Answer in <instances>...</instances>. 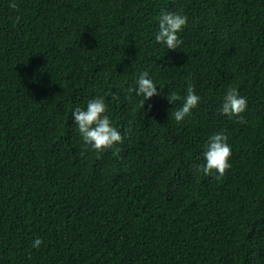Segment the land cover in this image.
Listing matches in <instances>:
<instances>
[{
	"label": "trees",
	"instance_id": "16d2710c",
	"mask_svg": "<svg viewBox=\"0 0 264 264\" xmlns=\"http://www.w3.org/2000/svg\"><path fill=\"white\" fill-rule=\"evenodd\" d=\"M165 12L187 17L176 50L155 42ZM95 97L123 136L101 153L72 118ZM219 132L217 178L195 165ZM0 264H264V0H0Z\"/></svg>",
	"mask_w": 264,
	"mask_h": 264
},
{
	"label": "clouds",
	"instance_id": "9594fccd",
	"mask_svg": "<svg viewBox=\"0 0 264 264\" xmlns=\"http://www.w3.org/2000/svg\"><path fill=\"white\" fill-rule=\"evenodd\" d=\"M9 7L16 9L17 5L13 2ZM19 20V17L16 18ZM187 24V17L176 12H165L159 17V30L155 35V42L163 44L167 49L176 50L182 43L178 37V33ZM136 95L143 96L141 107L144 109V102L155 95L157 92V85L149 77L148 71H142L137 80L135 89ZM113 99L118 97L113 95ZM170 103L174 104L176 101L181 100V97L172 92L167 97ZM200 102L198 96L191 84H188L186 95L183 98L182 105L173 112V116L177 122L184 120L186 116L191 114L192 109L196 108ZM247 98L239 94L237 88L229 87L223 97L221 106V114L229 117H238L239 123L246 121L241 114L246 110ZM107 105L103 97H95L87 101L86 108H75L72 112V118L77 125V130L85 146L101 153L107 149L112 148L115 144L123 143V136L121 131L112 126L109 117L105 114ZM228 136L224 132H219L211 135L204 146L203 165L197 164L195 168L198 172L202 171L205 175H212L213 172L218 173L217 178L223 176L230 168L229 158L231 156V146L227 143ZM119 154L117 149L114 155ZM42 241L36 238L32 242L33 248H38Z\"/></svg>",
	"mask_w": 264,
	"mask_h": 264
}]
</instances>
